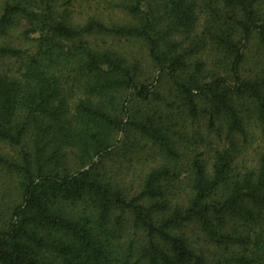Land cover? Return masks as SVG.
I'll return each instance as SVG.
<instances>
[{"label":"trees","instance_id":"1","mask_svg":"<svg viewBox=\"0 0 264 264\" xmlns=\"http://www.w3.org/2000/svg\"><path fill=\"white\" fill-rule=\"evenodd\" d=\"M2 63L0 264H264V0H0Z\"/></svg>","mask_w":264,"mask_h":264},{"label":"rangeland","instance_id":"2","mask_svg":"<svg viewBox=\"0 0 264 264\" xmlns=\"http://www.w3.org/2000/svg\"><path fill=\"white\" fill-rule=\"evenodd\" d=\"M91 6L95 7L94 4ZM103 11V10H102ZM99 11L98 13H103ZM103 17H107L105 14ZM135 49V47H134ZM136 49L139 51V55L145 54V48L143 46ZM1 68H7L8 65L6 63H2L0 65ZM225 130H223V134L221 139H214L213 141L218 142L219 140L222 143H226L224 140ZM217 138V137H216ZM234 140L238 141L241 145H243L246 150L244 151V162L246 165H254L256 163V156L260 151H264V138L262 137L259 127L254 123H247L245 133L240 135H234ZM0 153L4 156H11L13 154L12 148L5 143H0ZM14 174L6 172V170L0 167V189L5 194V201L9 200L10 196H14L16 192V181Z\"/></svg>","mask_w":264,"mask_h":264}]
</instances>
